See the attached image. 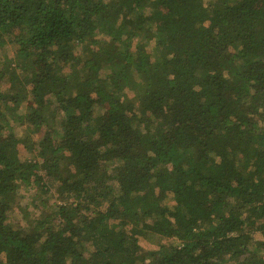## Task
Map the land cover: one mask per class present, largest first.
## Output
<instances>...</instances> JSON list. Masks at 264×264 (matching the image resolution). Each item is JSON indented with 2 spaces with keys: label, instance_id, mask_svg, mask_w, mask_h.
<instances>
[{
  "label": "trees",
  "instance_id": "1",
  "mask_svg": "<svg viewBox=\"0 0 264 264\" xmlns=\"http://www.w3.org/2000/svg\"><path fill=\"white\" fill-rule=\"evenodd\" d=\"M0 51V264H264V0H0Z\"/></svg>",
  "mask_w": 264,
  "mask_h": 264
},
{
  "label": "rangeland",
  "instance_id": "2",
  "mask_svg": "<svg viewBox=\"0 0 264 264\" xmlns=\"http://www.w3.org/2000/svg\"><path fill=\"white\" fill-rule=\"evenodd\" d=\"M12 53H13V51H8V54L12 55ZM3 54H4V51H0V55H3ZM17 129H18V132L22 133L23 127L22 128H17ZM21 151H22V148H21ZM22 153H24V150H23ZM20 193H21L20 196L22 197L21 198V204L26 205L27 202L32 200V195L35 194V190L29 189L28 191H25V189H21ZM24 193H27L25 197L23 196ZM11 214H12V216H18L19 215V211L16 210L14 213H11ZM11 214H10V216H11ZM160 240H163V239H159L157 236H151V238H148V241L143 240V245H144V247L153 248V247H156L158 241H160Z\"/></svg>",
  "mask_w": 264,
  "mask_h": 264
}]
</instances>
